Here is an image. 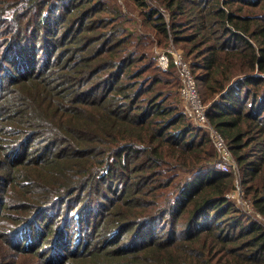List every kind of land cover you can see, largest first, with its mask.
<instances>
[{"label": "trees", "instance_id": "1", "mask_svg": "<svg viewBox=\"0 0 264 264\" xmlns=\"http://www.w3.org/2000/svg\"><path fill=\"white\" fill-rule=\"evenodd\" d=\"M0 72V264H264V0H0ZM48 208L86 234L17 244Z\"/></svg>", "mask_w": 264, "mask_h": 264}, {"label": "built area", "instance_id": "2", "mask_svg": "<svg viewBox=\"0 0 264 264\" xmlns=\"http://www.w3.org/2000/svg\"><path fill=\"white\" fill-rule=\"evenodd\" d=\"M169 54L172 55L174 62L177 65L179 76H180V97L185 103V108L190 111L191 118L195 123L201 127L207 128L210 132V136L218 150L219 158L215 162V168L230 172L233 169H237V162L231 152L230 147L226 139L223 137L221 132L213 127L208 119L207 109L208 104H206L199 93L197 81L191 70L189 62L185 59L184 55L180 50L177 49L173 44L168 48V52H161L158 56V64L166 69L169 66ZM233 193H237L239 198V204L244 213L251 215L253 217H258L253 213L251 204L243 198L244 191L239 185L237 189L227 193L230 197ZM244 209L246 211H244Z\"/></svg>", "mask_w": 264, "mask_h": 264}, {"label": "rangeland", "instance_id": "3", "mask_svg": "<svg viewBox=\"0 0 264 264\" xmlns=\"http://www.w3.org/2000/svg\"><path fill=\"white\" fill-rule=\"evenodd\" d=\"M40 43H41V41H40ZM40 54L42 55L41 52H40ZM30 57L32 59H34V57L28 55V58H30ZM7 64L10 66L9 63H7ZM2 71L4 72L7 70H5L3 68ZM3 72H0V75ZM176 75L177 76H176L175 80L178 81V85H179L178 88H179L180 87L179 71L178 72L176 71ZM179 95H180V92H179ZM180 102H181V105L183 107H185V103L183 102V100H181ZM186 111L190 113V111L187 108H186ZM26 144H28V143L25 142V145ZM237 168H238V166H237ZM233 170H235V169H233ZM240 174H241V172H239V170H236L235 181H236V178L238 177V175L240 176ZM229 198H231L234 201V203H236V205L238 207L241 206V204H239V201H238L239 196L237 193H233ZM243 198H245V196H243ZM64 210H65V208L64 209H56V208L44 209L43 211H41L36 216L35 220L31 224H29L23 231H19L16 234V239L14 238V240L15 241L17 240L16 241L17 244L22 243L23 246H32V245L36 244L35 240H37L38 238L41 240L42 231H45L49 227H51L53 229L62 228L63 229V231H62L63 237L62 238L64 240L62 245L66 246L69 243L70 239L72 238L74 232L81 231L82 235L86 234L87 225H85L84 222L83 223H77V222H74L72 220L67 221V219L64 218V215H66ZM244 211H246V210L244 209ZM50 223H52V224H50ZM54 235L56 238V234H54Z\"/></svg>", "mask_w": 264, "mask_h": 264}]
</instances>
